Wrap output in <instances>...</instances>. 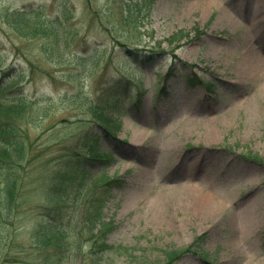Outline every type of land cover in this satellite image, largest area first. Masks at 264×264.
<instances>
[{"label":"rangeland","instance_id":"rangeland-1","mask_svg":"<svg viewBox=\"0 0 264 264\" xmlns=\"http://www.w3.org/2000/svg\"><path fill=\"white\" fill-rule=\"evenodd\" d=\"M257 22L264 0H0V80L20 71L28 145L0 264H165L188 246L171 264H264V63L242 76L250 47L264 57ZM102 179L117 185L92 226Z\"/></svg>","mask_w":264,"mask_h":264},{"label":"trees","instance_id":"trees-1","mask_svg":"<svg viewBox=\"0 0 264 264\" xmlns=\"http://www.w3.org/2000/svg\"><path fill=\"white\" fill-rule=\"evenodd\" d=\"M11 15L14 16L16 23H24L25 26L26 24L31 26L33 22L37 21V17H39L38 12L34 13L33 11L21 10H17ZM65 15L67 16L66 12ZM61 17L65 18V16ZM51 23L53 22L51 21ZM53 47V54H55L53 56L63 58L62 56L66 52L65 48L68 47L69 49L70 44L61 40L60 36H57L53 42ZM132 51L133 50L130 49L127 50L130 55L134 54ZM19 73L20 71H16L14 68L1 72L2 79L0 80V214L3 215L1 216L3 220L8 219V217L11 215L18 196V189H21L20 185L22 184V181L25 180L23 173L25 168L23 166V162L26 158L28 145L24 134L22 133L23 130L17 127V123L20 122V119L26 111L25 99L22 95H13L11 89L12 87L17 86L16 82L18 80L16 79L20 78ZM101 107L102 110H109V106L106 102ZM117 108L121 109L117 111H122L124 109V105H121ZM98 115H100V118L102 117V114ZM5 116L10 118H4ZM103 128L107 130L106 126H103ZM89 154L90 155L86 156V160H95L99 158H103L99 159L101 161L106 160L105 155L101 157L98 153V150L93 147L92 149H89ZM76 162L79 165L78 159ZM75 166V164L71 165L72 168H75ZM78 169L82 172L80 168ZM82 173L85 174V172ZM100 183L95 184L89 198V209L86 219L92 226L97 224L101 226L103 225L101 222V211L109 199V192L115 187V185H117V182L112 179H102L100 180ZM55 228L58 229L57 227L50 225V227L47 228L45 232L38 236L39 241H44L45 245L46 241H49L53 236L58 235L60 229L56 230ZM99 233L102 232L99 230L96 235H99ZM191 247L192 246H188L178 250H164L163 254L165 256V264H171L181 254L190 252Z\"/></svg>","mask_w":264,"mask_h":264},{"label":"bare ground","instance_id":"bare-ground-1","mask_svg":"<svg viewBox=\"0 0 264 264\" xmlns=\"http://www.w3.org/2000/svg\"><path fill=\"white\" fill-rule=\"evenodd\" d=\"M257 14H259V13H257ZM223 17H224V19H226L227 21H229L230 23H231V25L232 24H235V25H239L238 24V22H237V20L236 19H234L235 17H232L231 15H224L223 14ZM257 19V18H256ZM253 26H254V28L256 29V31H258V33L259 34H264V31H261V30H258V28H259V22H257V23H255V24H253ZM244 38L246 39V42H248L249 41V39H250V36L248 35V34H246L245 36H244ZM264 63V57H262L260 54H259V51L257 50V49H252L251 47L249 48V54H248V56L245 58V60H244V73H243V77L244 78H249L250 76H255L256 77V75H259L257 72H258V70L260 69V67H261V65ZM258 78H261V76H258ZM262 79H263V77H262ZM180 121L181 122H184V123H187L189 126L190 125H193V127L192 128H195L196 126H199L200 125V122H199V120H196V121H194V120H186V119H184V117H182L181 119H180ZM207 126H213V122L212 121H208L207 122V124H206ZM195 126V127H194ZM196 129H198L197 127H196ZM216 134L214 133V131L212 130L211 132H209V134H208V136H207V139L208 138H212V137H214ZM186 188V187H185ZM184 190H186V189H184ZM188 190V189H187ZM188 191H194V193H196V192H198V191H196V190H193V189H190V190H188ZM213 199V198H212ZM197 202V206H196V210L197 211H204V212H207L208 210H210V209H213V207L214 208H217V206L218 205H216V204H213L212 203V200L210 199V196H207L206 197V199L204 200V201H200V200H196ZM192 203H194L193 201H192ZM216 206V207H215Z\"/></svg>","mask_w":264,"mask_h":264}]
</instances>
